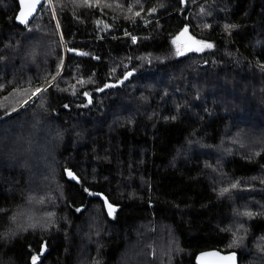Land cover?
Returning <instances> with one entry per match:
<instances>
[{"label": "trees", "instance_id": "trees-1", "mask_svg": "<svg viewBox=\"0 0 264 264\" xmlns=\"http://www.w3.org/2000/svg\"><path fill=\"white\" fill-rule=\"evenodd\" d=\"M18 8L0 0V264H264V0Z\"/></svg>", "mask_w": 264, "mask_h": 264}, {"label": "water", "instance_id": "water-1", "mask_svg": "<svg viewBox=\"0 0 264 264\" xmlns=\"http://www.w3.org/2000/svg\"><path fill=\"white\" fill-rule=\"evenodd\" d=\"M46 0H23V3L18 0L19 8L15 17L18 24L22 26H28L33 18L40 12L43 4ZM23 13V17L18 19V16ZM30 13V14H29ZM26 20L27 23L22 22ZM179 40L185 49L193 47L194 41L189 34V26H185L181 33L179 34ZM233 254L234 261L225 260L224 257H231ZM195 264H240L239 253L236 251H221L217 248L207 249L200 251L195 257Z\"/></svg>", "mask_w": 264, "mask_h": 264}, {"label": "snow or ice", "instance_id": "snow-or-ice-1", "mask_svg": "<svg viewBox=\"0 0 264 264\" xmlns=\"http://www.w3.org/2000/svg\"><path fill=\"white\" fill-rule=\"evenodd\" d=\"M20 2L23 3V0H20ZM36 2H39V0H36ZM49 2H50V0H49ZM152 11L155 12L156 10H155V9H152ZM29 14H30V13H29ZM137 15H139V13H137ZM21 17H23V13H21L20 16H18V19H20ZM22 22L27 23L26 20H22ZM228 27H230V26H228ZM133 39H135V38H133ZM207 46H208V47H211L212 45L208 44ZM131 74H132L131 72L128 73V75H131ZM57 75H59V67H58V70H57ZM55 78H56V77L53 76V77H52V80L54 81ZM125 79H127V76L125 77ZM46 91H47V88H46V87H45V88L37 87V88L34 90V92H32V95L35 96V95H37V94H39V93H41V92H46ZM85 95H87V93H85ZM5 99H7V98H5ZM25 102H27V101H25ZM13 110H14V109H13ZM68 175H69L70 177H72V178H75L74 175H73L71 172H69ZM235 186H236V185H233L232 187H235ZM228 191H229V189H227V188L222 189V190H221V195H223L225 192H228ZM108 208H109V210H110V212H111V210H112V205L109 204V205H108ZM49 215H51V214H49ZM244 215L251 216L252 213L248 212V213H244ZM236 243H238V241H237V240H233V244H236ZM234 256H235V254H233L231 257H224L223 259L234 261ZM39 259H40V256H39V255H37V256H33V257H32V264H36V261H38Z\"/></svg>", "mask_w": 264, "mask_h": 264}, {"label": "rangeland", "instance_id": "rangeland-1", "mask_svg": "<svg viewBox=\"0 0 264 264\" xmlns=\"http://www.w3.org/2000/svg\"><path fill=\"white\" fill-rule=\"evenodd\" d=\"M46 2V1H45ZM44 5V4H43Z\"/></svg>", "mask_w": 264, "mask_h": 264}]
</instances>
